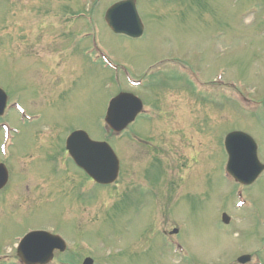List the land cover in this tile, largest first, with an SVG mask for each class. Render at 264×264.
I'll return each mask as SVG.
<instances>
[{
    "label": "rangeland",
    "instance_id": "rangeland-1",
    "mask_svg": "<svg viewBox=\"0 0 264 264\" xmlns=\"http://www.w3.org/2000/svg\"><path fill=\"white\" fill-rule=\"evenodd\" d=\"M88 1L67 0L74 4L73 11L83 9ZM196 1L190 0L189 3L194 4ZM62 2L64 0H47V2L45 0H0V86L9 99L16 100L26 112H40L42 123L52 120L51 122L59 127L49 129L50 133L47 136L49 140L58 141L63 136L65 128L73 130L72 127L76 126L87 131L90 137L99 139L101 137L99 115L103 112L106 98L114 92L112 87L107 89L111 84H107L110 73L103 72L99 64L83 53L88 43L86 41L82 43V39L76 34L73 36L71 45L72 54H63L61 50L67 46V40L61 32L67 21L62 20L63 16L57 15L61 12H56L54 9L60 8ZM113 2L115 0H102L98 5L94 3L93 15L98 10L95 22L99 21L103 26L99 28L97 37L99 45L105 47L112 61L126 66L129 76L134 78L142 76L147 64L168 53L167 55L174 56L173 58H185L184 61L188 65L201 71L204 80L210 78L213 80L219 69L222 71L219 72L224 81L240 78L244 84L242 89L246 93L251 89L257 96L263 95L264 7L258 14L260 16L247 15L245 4H252V0H244L243 4L238 5H235L234 0H215L216 14H204L206 18L202 16L201 23L198 19L187 16L185 25H182L175 16L187 6V0L185 3L183 0H139L140 13L147 24L146 33L141 39H131L111 33L102 19V11ZM208 7L214 8L210 5ZM221 15L222 18L229 17L228 26L222 30L223 34L213 23H219ZM247 18L250 20L247 21ZM79 28L78 24L73 25V29L79 30ZM216 31L220 37L225 38L222 40L217 34L215 35ZM226 38H232L233 41H228ZM39 56L42 61H45L47 57L50 60L51 56L55 60H58L59 56L66 57L62 68L67 66V70L72 71L70 82L75 84L58 99L52 100L53 97L49 98V96L58 94L64 88L67 70L64 71V76L59 74V85L56 86L55 83L54 86L50 85L47 70L43 67L39 68L41 67ZM28 57L35 63L33 64ZM47 63L50 64V62ZM47 63L46 66H48ZM179 63L177 68L183 65L181 61ZM170 66L173 65L170 63ZM168 73L170 75L171 71ZM178 73L181 72L178 71ZM180 78L173 87L168 89L163 86L158 87V93L153 100L148 98V105L155 109V115L145 123L147 131H143L138 121L136 122L140 133L145 132L143 135L149 138L153 135L154 140L163 139L164 131L167 136L169 128L155 124L156 120L163 119V116L158 114L163 110L171 109L179 113L190 111L193 116L197 115V121L201 120L205 112H208L207 118L210 119L209 105L206 106L203 102L199 104L196 97L187 94L183 90L184 81L182 77ZM212 86L215 87L214 84ZM129 89L134 93L137 91L130 87ZM223 89L225 90L226 87L221 84L217 86L216 92L222 93ZM145 90L152 92L153 89ZM137 92L144 93L142 94L144 98L148 97V94L143 91ZM256 95H254L255 98H257ZM234 105L231 103L229 106L223 105V108L229 109L222 121L224 129L231 124L238 123L242 126L246 123L241 116L233 114ZM241 111L239 107H236V112ZM15 114V111H10L8 121L18 129V134L14 136L13 145L7 146L8 154L5 158L9 166L13 167L16 164L15 160L22 163L24 158L20 157L31 154L33 158L27 162L28 173L32 176V182L36 184L35 187L30 186L32 194L30 192L23 194L22 189L19 191L20 195L9 196L16 190L21 180L19 173H13L11 187L3 192L4 194H0V214L3 221L0 229V251L4 254L5 252L14 253V242L11 240L25 227L39 229L42 226L58 229L57 231L64 234L70 241H74L71 243L75 244V250L79 253L83 244L92 248L97 264H163L164 258L160 259L158 254V247L163 241L161 236L158 235L159 242L156 246L152 245L146 249L144 247L148 246L146 238L148 232L155 231L157 226L159 231L178 228V236L167 234L169 236L167 239L171 240L172 237L176 239L185 248L188 256L184 259L181 252L173 253L171 246L168 245L169 254L165 256H174L175 264L176 262L177 264H183V262L184 264H233L232 260L239 253L248 252H257L258 260L264 264V173L254 186L244 189L246 199L251 200L252 203L243 209L235 210L233 208V205L235 207L234 190L237 185L232 180L225 182L222 178L220 165L223 162V153L221 143L217 139L205 135L202 138L200 136L193 138L194 141L202 139L201 146L204 147L202 153L195 152L196 156L201 158L198 159L200 168L193 164L196 169L194 171L197 173L191 174L189 178L201 180L205 187L200 184L198 189L187 188L186 177L182 180L181 187L187 190H181V194L176 196L175 207L179 209L161 207L163 203L159 202L155 208L154 201L159 198L155 195V191L147 190L137 195L130 194V197L123 195L119 197V191L122 192L123 181L131 177L136 181V189L140 191L141 188H145L147 186L144 177L145 169L165 168L167 174L169 169H173V175L181 172L179 168L176 169L177 162L173 161L178 157V153L172 152L171 144H168L170 138L174 136L171 132L163 141H160L158 146L153 144L155 147L150 149L146 145L140 146L132 139L131 143H136L138 148L131 144L130 152L127 150L123 151V154L120 152L123 169L115 183L116 186L107 191L93 189L92 186L85 184L80 179H83L82 174L76 173L73 168H71L72 172L80 178L79 184L71 187L70 181L67 180L70 177L66 178L65 172L60 170L59 165L56 164V157L54 155L47 159L42 157L49 156L47 152L50 147L40 145L41 140L33 136L31 127L20 126ZM211 114H214V111H211ZM249 123L246 128L258 141V156L261 161H264V127L261 126L264 121L250 115ZM102 131V136L109 138L116 146L117 141L123 139H115L104 130ZM134 131L133 127L130 137H132L131 133L135 136ZM55 141L53 142L57 143ZM129 142L128 138L123 140L121 145L125 146L126 143L130 144ZM147 150L149 151L146 152ZM184 152L189 154L187 147ZM0 159L4 158L0 156ZM3 161L0 160V162ZM186 162L187 158L183 163ZM69 163L71 164L70 161ZM204 168L205 171H203ZM201 171L203 172L199 173ZM72 174L70 172V176ZM151 176L153 177L154 174ZM164 183L171 185L170 180ZM72 188H77L78 191L84 190L86 197H92V199L86 200L85 197L77 199L76 190ZM163 189L166 191L168 188L163 187ZM34 194L37 196H33ZM174 197L175 193L172 198L175 199ZM17 199L19 200L14 201ZM114 199H117L115 206ZM23 200L30 202L20 203L24 202ZM218 209L219 211L227 210L230 217L232 216L233 221L229 228L223 229L221 228L223 226L218 224L221 222L220 219L216 220L219 217ZM156 216L157 224L154 225L153 217L156 218ZM141 233L146 234V237L142 239L144 246L140 244ZM9 241L11 242L6 247ZM75 254L78 257V254ZM6 259V262H0V264H15L12 263L11 258L6 257Z\"/></svg>",
    "mask_w": 264,
    "mask_h": 264
},
{
    "label": "water",
    "instance_id": "water-1",
    "mask_svg": "<svg viewBox=\"0 0 264 264\" xmlns=\"http://www.w3.org/2000/svg\"><path fill=\"white\" fill-rule=\"evenodd\" d=\"M132 3V1H125V2H121L118 3L116 5H114L108 12L107 14V19L109 21V23L111 24V15L112 14H116L119 10L125 9L126 11V17L130 18V8L128 5H130ZM116 16V15H115ZM114 16V17H115ZM126 99V102H134V106L132 109H130L131 111L134 109L135 106L138 105V101L129 96V95H120L119 97H117V102L116 104H114L113 108L110 109V113H112L113 110H115V108H117L118 104L123 101V99ZM108 119V118H107ZM111 124V123H110ZM112 125L114 126V123H112ZM119 128V127H116ZM74 138H79L81 139L84 143H86L88 145L89 151L96 155V160L94 161L98 166H100L102 169H105L103 172V176L104 177H114L115 176V172L117 169V162L116 159L113 157V154L110 150V148L104 144V143H97V142H91L89 140L86 139L85 134L83 133H74L73 135V139ZM98 160H102L99 163H97Z\"/></svg>",
    "mask_w": 264,
    "mask_h": 264
}]
</instances>
